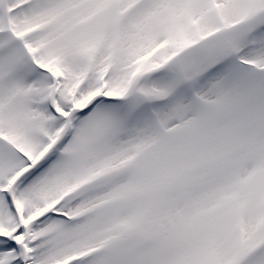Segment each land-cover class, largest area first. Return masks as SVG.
<instances>
[{
  "label": "snow or ice",
  "instance_id": "snow-or-ice-1",
  "mask_svg": "<svg viewBox=\"0 0 264 264\" xmlns=\"http://www.w3.org/2000/svg\"><path fill=\"white\" fill-rule=\"evenodd\" d=\"M0 264H264V0H0Z\"/></svg>",
  "mask_w": 264,
  "mask_h": 264
}]
</instances>
